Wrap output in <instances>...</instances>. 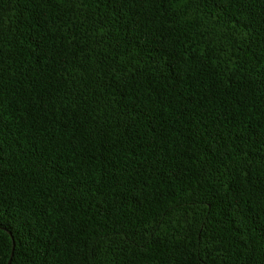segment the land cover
<instances>
[{
	"label": "trees",
	"instance_id": "obj_1",
	"mask_svg": "<svg viewBox=\"0 0 264 264\" xmlns=\"http://www.w3.org/2000/svg\"><path fill=\"white\" fill-rule=\"evenodd\" d=\"M0 264H264V0H0Z\"/></svg>",
	"mask_w": 264,
	"mask_h": 264
},
{
	"label": "snow or ice",
	"instance_id": "obj_2",
	"mask_svg": "<svg viewBox=\"0 0 264 264\" xmlns=\"http://www.w3.org/2000/svg\"><path fill=\"white\" fill-rule=\"evenodd\" d=\"M4 229L2 227H0V231H3Z\"/></svg>",
	"mask_w": 264,
	"mask_h": 264
}]
</instances>
